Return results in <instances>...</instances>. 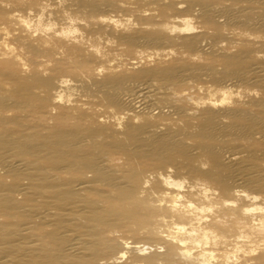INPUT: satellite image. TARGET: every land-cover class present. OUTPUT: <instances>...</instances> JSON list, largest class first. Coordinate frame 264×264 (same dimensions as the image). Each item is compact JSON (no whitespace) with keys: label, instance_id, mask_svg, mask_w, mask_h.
<instances>
[{"label":"bare ground","instance_id":"obj_1","mask_svg":"<svg viewBox=\"0 0 264 264\" xmlns=\"http://www.w3.org/2000/svg\"><path fill=\"white\" fill-rule=\"evenodd\" d=\"M0 264H264V0H0Z\"/></svg>","mask_w":264,"mask_h":264}]
</instances>
